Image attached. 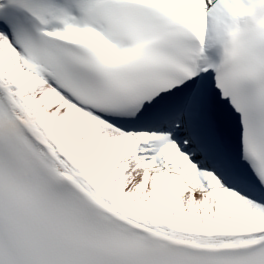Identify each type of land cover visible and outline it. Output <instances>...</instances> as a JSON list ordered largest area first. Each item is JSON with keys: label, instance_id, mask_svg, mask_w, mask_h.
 Listing matches in <instances>:
<instances>
[{"label": "snow or ice", "instance_id": "snow-or-ice-1", "mask_svg": "<svg viewBox=\"0 0 264 264\" xmlns=\"http://www.w3.org/2000/svg\"><path fill=\"white\" fill-rule=\"evenodd\" d=\"M0 264H264V0H0Z\"/></svg>", "mask_w": 264, "mask_h": 264}]
</instances>
